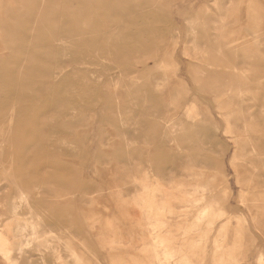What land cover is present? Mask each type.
I'll return each instance as SVG.
<instances>
[{"label": "rangeland", "instance_id": "374dc122", "mask_svg": "<svg viewBox=\"0 0 264 264\" xmlns=\"http://www.w3.org/2000/svg\"><path fill=\"white\" fill-rule=\"evenodd\" d=\"M0 264H264V0H0Z\"/></svg>", "mask_w": 264, "mask_h": 264}, {"label": "bare ground", "instance_id": "6f19581e", "mask_svg": "<svg viewBox=\"0 0 264 264\" xmlns=\"http://www.w3.org/2000/svg\"><path fill=\"white\" fill-rule=\"evenodd\" d=\"M141 10H142V9H141ZM202 10H203V9H202ZM198 14H199V12H198ZM226 15H227V14H226ZM201 16H202V15H201ZM126 17H127V16H126ZM132 19H133V18H132ZM128 20H129V19H128ZM132 21H133V20H132ZM100 25H101V24H100ZM204 26H205V25H204ZM117 28H118V27H117ZM126 32H127V31H126ZM103 34H104V33H103ZM130 34H131V33H130ZM120 35H121V34H120ZM133 35H134V34H133ZM208 36H209V35H208ZM128 37H129V36H128ZM130 37H131V36H130ZM132 37H133V36H132ZM100 39H101V38H100ZM103 39H104V38H103ZM119 40H120V39H119ZM102 41H103V40H102ZM123 41H124V40H123ZM195 41H196V39H195ZM103 42H104V41H103ZM205 42H207V41H205ZM110 45H111V44H110ZM62 46H63V45H62ZM220 52H221V51H220ZM23 57H24V56H23ZM199 58H201V57H199ZM23 62H24V61H23ZM204 62H206V61H204ZM206 63H207V62H206ZM212 63H213V62H212ZM198 64H199V63H198ZM201 64H202V63H201ZM204 64H205V63H204ZM214 64H216V63H214ZM19 67H20V66H19ZM204 67H205V66H204ZM212 68H214V67H212ZM59 69H60V68H59ZM217 69H218V68H217ZM61 70H62V69H61ZM198 70H200V69H198ZM18 71H19V70H18ZM236 72H237V71H236ZM201 73H202V72H201ZM245 73H246V72H245ZM249 74H251V73L249 72ZM252 74H254V73L252 72ZM201 75H203V74H201ZM236 76H237V74H236ZM247 76H248V75H247ZM251 76H252V75H251ZM253 77H254V76H253ZM237 79L240 80V79H243V78L238 76ZM246 79H247V78H246ZM170 89H171V88H170ZM177 89H179V88H177ZM112 93H113V92H112ZM143 96H144V95H143ZM241 96H242V95H241ZM251 145H253V144L251 143ZM254 147H256V146H254ZM254 147H252V148L254 149ZM257 150L259 151V149H257ZM177 151H178V150H177ZM257 153H258V152H257ZM258 156H259V155H258ZM145 174H146V173H145ZM146 176H147V175H146ZM146 178H147V177H146ZM141 180H142V179H141ZM141 180H140V181H141ZM148 180H149V179H146V181H148ZM153 180H155L154 177H153ZM142 181H143V180H142ZM154 182H155V181H154ZM158 182H159V181H158ZM142 183H143V182H142ZM144 183H145V181H144ZM155 184H156V183H155ZM101 186H102V185H101ZM148 186H149V185H148ZM145 187H146V186H145ZM147 188H148V187H147ZM102 189H103V188H102ZM103 190H104V189H103ZM141 190H142V189H141ZM145 190H147V189L145 188ZM141 192H143V191H141ZM141 192H140V193H141ZM153 194H154V192H153ZM113 196H114V195H113ZM173 196H174V195H173ZM21 197H22V196H21ZM109 197H110V196H109ZM119 197H120V196H119ZM153 197H154V196H153ZM171 197H172V196H171ZM121 198H123V197H121ZM140 199H141V198H140ZM121 200H122V199H121ZM141 200H142V199H141ZM117 201H118V200H117ZM113 202H114V201H113ZM122 202H123V201H122ZM122 202H121V203H122ZM168 202H170V201H168ZM172 202L175 203V201H173V200H172ZM117 203H118V202H117ZM117 203H116V206H117ZM173 205H174V204H173ZM29 207H30V206H29ZM174 207H175V205H174ZM176 207H177V206H176ZM114 208H115V207H114ZM157 210H159V207H158ZM115 211H116V210H115ZM118 211H119V210H118ZM160 211H161V210H160ZM160 211H158V212H160ZM162 211L164 212V210H162ZM118 213H119V212H118ZM114 214H115V213H114ZM120 214H121V213H120ZM132 214H133V213H132ZM160 214H161V213H160ZM121 215H122V214H121ZM134 215H135V214H134ZM154 215H155V213H154ZM165 215H166V214H165ZM170 215H171V214H170ZM181 215H182V213H181ZM172 216H173V215H172ZM177 216H179V215H177ZM99 217H100V216H99ZM103 217H104V216H103ZM124 217H125V216H124ZM165 217H166V216H165ZM173 217H174V216H173ZM111 218H112V217H111ZM166 218H167V217H166ZM197 218H198V217H197ZM88 219H89V218H88ZM100 219H101V218H98V221H99ZM176 219H177V218H176ZM198 220L200 221V219H198ZM116 221H117V219H116ZM135 221H136V220H135ZM135 221H134V222H135ZM199 221H198V222H199ZM100 222H101V221H100ZM110 222H111V221H110ZM110 222H109V225H110ZM117 222H118V221H117ZM115 224H116V222H115ZM88 225H89V224H88ZM91 225H92V224H91ZM98 225H99V224H98ZM194 225H195V224H194ZM92 226H93V225H92ZM192 226H193V225H192ZM100 227H101V226H98V228H100ZM106 227H107V224H106ZM109 227H110V226H109ZM210 227H211V226H210ZM193 228H194V227H193ZM202 228H203V227H202ZM33 229H34V228H33ZM198 229H199V228H198ZM203 229H205V228H203ZM98 230H100V229H98ZM168 230H169V229H168ZM189 230H190V229H189ZM209 230H210V229H209ZM199 231H200V230H199ZM180 232H181V231H180ZM195 232H196V231H195ZM110 233H111V232H110ZM110 233H108V234H110ZM115 233H116V232H115ZM164 233H165V232H164ZM167 233H168V232H166V235H167ZM189 233H190V232H189ZM198 233H199V232H198ZM220 233H221V232H220ZM220 233H219V235L222 236V234H220ZM108 234H107V235H108ZM111 235H113V234H111ZM111 235H110V236H111ZM164 235H165V234H164ZM177 235H178V234H177ZM177 235H174V237L177 236ZM204 235H205V234H204ZM227 235H228V233H227ZM99 236H100V235H99ZM180 237H181V236H180ZM180 237H177V238H180ZM195 237H196V236H195ZM102 238H104V237H102ZM106 238H107V237H106ZM203 238H204V237H203ZM219 238H220V237H219ZM225 238H226V237H225ZM31 239H32V238H31ZM198 240H199V239H198ZM200 240H202V239H200ZM221 240H222V242H223L224 239H221ZM221 240H220V241H221ZM196 241H197V240H196ZM218 241H219V239H218ZM220 241H219V242H220ZM198 242H199V241H198ZM198 242H197V243H198ZM191 243H192V242H191ZM165 244H166V243H165ZM201 244H202V243H201ZM170 245H171V244H170ZM195 245H196V244H195ZM191 247H192V246H191ZM203 247H204V246H203ZM71 249L73 250V248H71ZM202 249H203V248H202ZM132 250H133V249H132ZM109 251H110V249H109ZM202 251H203V250H202ZM204 251H205V250H204ZM194 252H195V251H194ZM59 256H60V254H59ZM46 260H47V259H46ZM58 261H59V260H58ZM60 261H61V260H60ZM112 262H113V260H112Z\"/></svg>", "mask_w": 264, "mask_h": 264}]
</instances>
